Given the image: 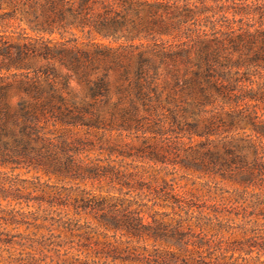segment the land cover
<instances>
[{"label": "trees", "instance_id": "1", "mask_svg": "<svg viewBox=\"0 0 264 264\" xmlns=\"http://www.w3.org/2000/svg\"><path fill=\"white\" fill-rule=\"evenodd\" d=\"M262 182L264 0H0V197L51 264H264Z\"/></svg>", "mask_w": 264, "mask_h": 264}, {"label": "rangeland", "instance_id": "2", "mask_svg": "<svg viewBox=\"0 0 264 264\" xmlns=\"http://www.w3.org/2000/svg\"><path fill=\"white\" fill-rule=\"evenodd\" d=\"M30 31V30H29ZM74 84V83H73ZM22 177L37 176L36 172L18 171ZM42 177V180H46ZM208 180L204 178L202 181ZM190 181L193 182V179ZM228 192L227 195H234L237 192L243 193L242 185L232 182H221ZM248 193L243 197L239 205H246L248 212L254 210L253 202L260 205L264 203V182L248 188ZM27 201L26 199L15 200L11 197H0V264H51V257L43 256L39 242L50 236L45 227H38L32 218V213L40 216L50 215L49 204L42 202ZM242 206V207H243ZM240 207L239 211H245ZM259 212L258 209L254 210ZM56 214V213H54ZM251 217V216H250ZM77 218V216H74ZM249 223L254 228L264 229V218L260 215L251 217ZM248 219V218H247ZM246 220V219H245ZM244 220V222H245ZM240 221V220H239ZM241 222V221H240ZM50 255V253H49Z\"/></svg>", "mask_w": 264, "mask_h": 264}]
</instances>
